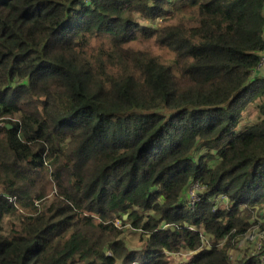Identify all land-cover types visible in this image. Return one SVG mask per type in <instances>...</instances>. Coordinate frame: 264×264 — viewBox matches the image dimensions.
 Here are the masks:
<instances>
[{"label": "trees", "instance_id": "16d2710c", "mask_svg": "<svg viewBox=\"0 0 264 264\" xmlns=\"http://www.w3.org/2000/svg\"><path fill=\"white\" fill-rule=\"evenodd\" d=\"M263 54L264 0H0V264H235Z\"/></svg>", "mask_w": 264, "mask_h": 264}, {"label": "rangeland", "instance_id": "374dc122", "mask_svg": "<svg viewBox=\"0 0 264 264\" xmlns=\"http://www.w3.org/2000/svg\"><path fill=\"white\" fill-rule=\"evenodd\" d=\"M264 64L262 65V67ZM253 117V116H252ZM251 117V119H252ZM248 121H251L248 119ZM243 123L238 126V130L242 127ZM262 222L264 223V212L261 213ZM125 243L130 250H138L140 249L141 242L139 241V236L137 233L132 231H127L123 236ZM237 248L240 251V254H237L235 264L242 259L243 255H263L264 256V229L257 225V227H253L250 233L246 234L245 237L239 242ZM189 257L188 253H180V254H168L166 256L169 264H179L185 262ZM264 263V258H263Z\"/></svg>", "mask_w": 264, "mask_h": 264}, {"label": "crops", "instance_id": "0c3cea01", "mask_svg": "<svg viewBox=\"0 0 264 264\" xmlns=\"http://www.w3.org/2000/svg\"><path fill=\"white\" fill-rule=\"evenodd\" d=\"M263 64H264V54L262 55V62L256 71V76L264 77V66L262 67Z\"/></svg>", "mask_w": 264, "mask_h": 264}]
</instances>
